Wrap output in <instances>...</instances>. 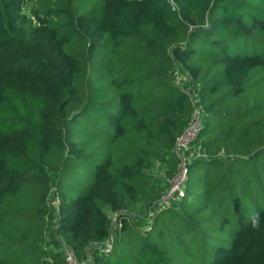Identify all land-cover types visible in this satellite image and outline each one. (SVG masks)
Returning a JSON list of instances; mask_svg holds the SVG:
<instances>
[{
  "label": "trees",
  "instance_id": "1",
  "mask_svg": "<svg viewBox=\"0 0 264 264\" xmlns=\"http://www.w3.org/2000/svg\"><path fill=\"white\" fill-rule=\"evenodd\" d=\"M57 237L90 264H264V0H0V264H65Z\"/></svg>",
  "mask_w": 264,
  "mask_h": 264
},
{
  "label": "built area",
  "instance_id": "2",
  "mask_svg": "<svg viewBox=\"0 0 264 264\" xmlns=\"http://www.w3.org/2000/svg\"><path fill=\"white\" fill-rule=\"evenodd\" d=\"M201 128V118L199 109L195 108L190 121L186 128L176 137L175 140V152L181 159V163L179 164V171L177 175L173 179L172 187L166 196L162 198V203H164L172 194L180 191V186L183 181L185 172H186V164L183 159L182 153L188 148L189 144L196 138L198 132ZM61 251L62 257L64 259L65 264H90V254L86 261L80 262L77 260L73 250L67 246L64 242H61Z\"/></svg>",
  "mask_w": 264,
  "mask_h": 264
},
{
  "label": "rangeland",
  "instance_id": "3",
  "mask_svg": "<svg viewBox=\"0 0 264 264\" xmlns=\"http://www.w3.org/2000/svg\"><path fill=\"white\" fill-rule=\"evenodd\" d=\"M33 3L32 2H26L23 12L25 15H27L28 19L32 20L34 23L36 22V20L34 19V12H33ZM175 84H177L178 86L181 87H185L186 89L189 86V81L186 77V75L178 68H175V78H174ZM174 195V194H172ZM55 202V201H54ZM57 239L59 240V246L58 248H56V250H60L61 251V242H63L60 238L57 237ZM51 249L53 250V248L51 247ZM55 249V248H54ZM62 252V251H61Z\"/></svg>",
  "mask_w": 264,
  "mask_h": 264
}]
</instances>
